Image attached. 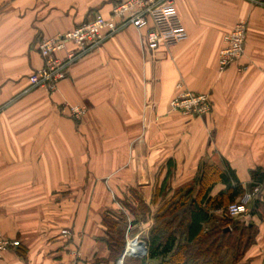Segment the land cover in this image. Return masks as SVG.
Listing matches in <instances>:
<instances>
[{
  "label": "crops",
  "instance_id": "1",
  "mask_svg": "<svg viewBox=\"0 0 264 264\" xmlns=\"http://www.w3.org/2000/svg\"><path fill=\"white\" fill-rule=\"evenodd\" d=\"M121 1L0 0V230L21 242L2 264H68L76 248L83 264H116L105 215L123 212L125 231L147 242L169 171L171 197L203 162L245 189L264 170V0H173L151 19L165 38L158 52L146 48V30L127 26L76 61L56 92H27L42 40L108 18ZM240 22L245 53L220 73L223 39ZM180 91L210 96L211 112H170ZM67 104L87 115L73 120ZM253 222L259 234L241 264H264V222Z\"/></svg>",
  "mask_w": 264,
  "mask_h": 264
},
{
  "label": "trees",
  "instance_id": "2",
  "mask_svg": "<svg viewBox=\"0 0 264 264\" xmlns=\"http://www.w3.org/2000/svg\"><path fill=\"white\" fill-rule=\"evenodd\" d=\"M230 172L203 162L198 176L176 189L171 197L168 184L171 172H168L154 195V202L159 198L164 202L154 217L146 242L147 259L161 260V264H228L229 261L241 264L259 234L253 217L258 215L264 222V189L251 206L250 219L240 222L226 216V211L248 191L264 186V170L251 171L252 183L247 189ZM217 184L224 185L225 189L213 197L211 192ZM221 209L225 215H216ZM131 212L136 211L131 209ZM126 221L123 212L115 218L109 214L104 217L107 244L116 259L125 248ZM130 259L144 264L143 259L139 262L136 258Z\"/></svg>",
  "mask_w": 264,
  "mask_h": 264
},
{
  "label": "built area",
  "instance_id": "3",
  "mask_svg": "<svg viewBox=\"0 0 264 264\" xmlns=\"http://www.w3.org/2000/svg\"><path fill=\"white\" fill-rule=\"evenodd\" d=\"M173 0H122L112 10L110 17L97 15L94 20L84 23L72 31L58 34L44 39L39 44V52L43 58V66L29 77L27 92L43 88L50 93L58 89L61 81L69 75L71 66L83 56L99 48L106 40L126 28L134 26L137 30H146L145 46L151 52H158L165 45V38L161 30L151 25L155 12L163 5L172 4ZM247 22L238 23L234 29L225 35L223 48L219 53V71L224 72L228 67L240 60L244 55V44L247 37ZM69 44L74 45L68 50ZM66 52V57L59 54ZM182 87L179 85L178 89ZM212 102L206 94L195 95L190 92L180 93L169 103L170 112L181 113L187 116L204 117L211 112ZM64 111L75 121H82L87 115L86 106L66 105ZM264 186H257L247 192L236 203L227 208L226 216L237 219L251 218V206L261 195ZM132 225L126 231L125 248L116 264H125L128 258L143 259L147 256L148 247L139 235H132ZM68 237V230L61 232ZM135 245L133 249L130 247ZM21 247L19 240L6 238L0 230V264L4 253ZM72 259L68 264H83L82 252L76 248L71 251Z\"/></svg>",
  "mask_w": 264,
  "mask_h": 264
},
{
  "label": "rangeland",
  "instance_id": "4",
  "mask_svg": "<svg viewBox=\"0 0 264 264\" xmlns=\"http://www.w3.org/2000/svg\"><path fill=\"white\" fill-rule=\"evenodd\" d=\"M247 38V37H246ZM246 42V41H245ZM244 53H245V44H244ZM234 220H237V221H240V222H244V221H246L247 219L246 218H237V219H234ZM133 236H135V235H133ZM142 236V235H141ZM142 238V237H141ZM80 250V249H79ZM132 261H131V259L130 258H128L127 260H126V262H125V264H132L131 263Z\"/></svg>",
  "mask_w": 264,
  "mask_h": 264
},
{
  "label": "bare ground",
  "instance_id": "5",
  "mask_svg": "<svg viewBox=\"0 0 264 264\" xmlns=\"http://www.w3.org/2000/svg\"><path fill=\"white\" fill-rule=\"evenodd\" d=\"M135 245H132L130 248L133 249Z\"/></svg>",
  "mask_w": 264,
  "mask_h": 264
}]
</instances>
